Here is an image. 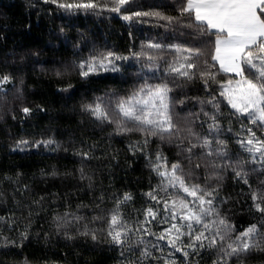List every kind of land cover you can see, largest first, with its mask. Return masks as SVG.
I'll list each match as a JSON object with an SVG mask.
<instances>
[{
	"label": "trees",
	"instance_id": "trees-1",
	"mask_svg": "<svg viewBox=\"0 0 264 264\" xmlns=\"http://www.w3.org/2000/svg\"><path fill=\"white\" fill-rule=\"evenodd\" d=\"M171 2L136 0L138 7L126 10L147 11ZM160 10L177 15L170 7ZM148 39L160 43L185 42L184 37L171 28L166 29L164 22L157 23L155 18H147V22L134 20L130 27L121 14L107 10L100 14L83 10L70 13L45 0H0V75L8 73L13 77L0 87V216L11 217L14 222L11 228L8 222L0 224V264H125L139 257L138 246H134L136 250L132 253L124 251L122 256L119 246L108 243L106 232L97 231L96 241L80 233L85 225L89 229H106L108 212L125 192L133 197L122 206L130 222L142 220L143 209L154 206L155 202L145 194L159 183V177L150 169L145 153L154 157L159 149L169 165L180 160L185 171L197 159L194 157L190 165L176 143H161L158 138H152L144 152L133 153L128 145L141 139L139 133L116 134L113 124L97 121L81 105L92 102L95 97L107 100L112 95L114 107L116 97L127 96L139 87L143 83L139 69L146 57L137 60L130 54L140 51L141 42ZM109 50L129 57L116 61L119 71L100 70L86 78L80 76L79 60ZM166 56L170 60L172 54L166 53ZM166 66L161 61L160 68ZM235 78L233 74L218 73V80L226 82ZM148 82L159 81L152 78ZM212 91L219 96L218 85H213ZM171 95L176 100L188 98L185 104L175 108L177 121L183 123L187 113L199 112L200 105L193 98L205 97L207 92L197 80L183 88H174ZM23 107L32 111L25 114ZM221 109L224 113L229 111L224 100H221ZM109 112L113 119L118 118L113 108ZM229 122L233 131L223 138L229 141L235 158L240 153L235 133L241 121L226 116L221 120L225 130ZM195 127L203 130L200 120L195 121ZM257 135L261 133L258 131ZM48 139L56 143L48 147L35 144ZM20 140L29 143L16 147ZM83 152L89 156L83 157ZM196 157H199L198 151ZM205 162L199 160L201 167L196 171L199 177L196 182L203 183ZM81 169L85 174L83 179ZM233 175L229 169L221 182L219 197L228 199L220 205V211L240 232L261 219L253 208L250 193L264 188V173L249 176L251 188ZM214 184L213 180L209 186ZM65 212L82 219L57 230L54 217ZM94 216L104 219L93 220ZM152 227L160 230L155 224ZM26 229L27 238L21 240V233ZM65 232L72 238L65 236ZM168 252L169 248L165 247L164 254ZM181 257L177 253V258ZM214 258V252H203L193 260L212 264ZM241 259L242 264H264V252L254 251ZM231 264L239 262L233 258Z\"/></svg>",
	"mask_w": 264,
	"mask_h": 264
},
{
	"label": "snow or ice",
	"instance_id": "snow-or-ice-1",
	"mask_svg": "<svg viewBox=\"0 0 264 264\" xmlns=\"http://www.w3.org/2000/svg\"><path fill=\"white\" fill-rule=\"evenodd\" d=\"M45 3L70 13L81 10L97 14L104 10L118 13L130 27L134 20L147 22V18H155L157 23L163 21L166 29L171 28L185 38L182 43H160L155 39L142 41L140 51L130 55L137 60L146 57L139 69L143 83L127 96L116 97L114 107L112 95L107 100L95 97L81 107L97 121L113 124L116 134L139 133L141 139L128 145L133 153L144 152L151 139L158 138L161 143H176L190 165L194 157L197 163L185 171L180 160L169 165L159 149L154 157L145 153L150 169L159 177V183L145 194L155 202L154 206L143 209L142 220L137 218L130 222L125 218L122 206L131 202L133 197L125 192L108 212L106 229H89L85 225L80 234L96 241L97 231L106 232L108 243L119 246L122 256L124 251L132 253L136 250L134 246H138L139 257L127 260L125 264H145L146 261L153 264H161V261L162 264H199V260H193V257L203 252L215 253L212 264H231L233 258L242 264V257L254 251L264 252V188L250 193L260 221L249 224L240 232L221 214L220 205L228 198L219 197L221 182L229 169L234 179L249 188V176L264 173V0H172L147 11L135 12L126 9L138 7L136 0H45ZM169 7L177 15L160 10ZM60 31L63 32L64 28L61 27ZM166 53L172 54L170 60ZM127 59L128 56L110 50L101 51L86 60H79L80 76L86 78L100 70L119 71L116 61ZM161 61L167 65L163 69L160 68ZM218 73L233 74L236 78L225 82L218 80ZM152 78L159 82L149 83ZM12 80L8 73L0 75V87ZM197 80L202 82L207 95L193 98L200 105L199 112L187 113L180 123L175 108L185 104L188 98L176 100L171 94L174 88H183ZM213 85L220 88L219 96L213 94ZM221 100L229 106L228 113L222 111ZM206 107L210 111H206ZM109 108L116 112L117 119L110 115ZM22 111L29 114L32 109L23 107ZM226 116L241 121L239 131L235 133L240 153H236L235 158L229 141L223 138L233 131L231 122L227 130L221 123ZM196 120H200L202 131L196 129ZM258 131L261 135H257ZM28 143L20 140L16 147ZM53 143L56 142L52 139L35 142L36 146L43 144L46 147ZM197 151L199 157H196ZM81 155L88 157L89 153ZM199 160L206 161L203 183L196 182L199 180L196 171L201 167ZM84 176L81 169V178ZM213 180L215 184L210 187ZM54 219L57 230H60L63 225L80 221L82 217L65 212ZM103 219L102 216L93 217V220ZM5 222L10 228L14 223L11 217L0 216V224ZM154 224L160 227L159 231L153 229ZM27 234L26 229L21 233V240L26 239ZM65 236L72 238L68 232ZM165 247L169 248L167 255L164 254ZM157 252L159 255H154ZM177 253L182 257L178 259Z\"/></svg>",
	"mask_w": 264,
	"mask_h": 264
}]
</instances>
